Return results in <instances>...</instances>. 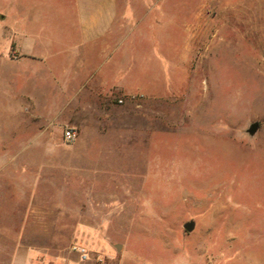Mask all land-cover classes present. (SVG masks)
<instances>
[{"label": "rangeland", "instance_id": "1", "mask_svg": "<svg viewBox=\"0 0 264 264\" xmlns=\"http://www.w3.org/2000/svg\"><path fill=\"white\" fill-rule=\"evenodd\" d=\"M103 1L125 32L99 41L128 39L122 82L149 94L102 96L89 161L63 132L99 49L51 40ZM0 264H264V0H0Z\"/></svg>", "mask_w": 264, "mask_h": 264}, {"label": "crops", "instance_id": "2", "mask_svg": "<svg viewBox=\"0 0 264 264\" xmlns=\"http://www.w3.org/2000/svg\"><path fill=\"white\" fill-rule=\"evenodd\" d=\"M115 17L116 13L113 7L107 6V3L105 1L94 3V6L86 9V13L83 14L82 23H75L70 25L75 32L82 36V39L73 42L68 41L65 38L60 39L55 37L51 40L52 42L59 41L64 46L66 45V49L56 52V55H63L68 53L71 57L75 56L74 58H77L78 51L82 50V48L86 46L90 45L99 49L97 53L99 62L94 63L89 59L83 61L82 63H80L79 69L76 70V76L68 78L72 80V83H70V85L75 86L74 92L76 94L82 93L84 90L87 92V94L92 95L94 100L88 105V107L83 108L84 114H80L83 116H78L77 120L73 121L71 124L73 127H76L80 130V136L78 139H76L77 143L80 144L78 155L75 156L78 159H88L89 161H91V159L88 158L89 145L93 142L109 139L106 138L105 135L100 134V129L104 126V124L109 126L110 121L113 120L108 118L107 122H101L103 115L107 116L108 113L106 112L107 109H105V107L100 103L103 95L109 97V93L113 94L115 91L120 92V94H123L125 97L132 94H149V92L144 90H130L122 82V79L125 80L135 70L134 68L129 67V64H133L135 61V53L129 56L127 64L122 65L123 47L126 45L128 39L124 40V36L121 35L120 39L111 42H105L103 45L99 41L102 40V38L108 36V33L114 26L119 31L125 32V25L123 23H116L114 21ZM56 38L58 40H55ZM37 42L39 43L38 39ZM129 45L134 46L133 44ZM45 55L49 60V56L46 53ZM72 62L73 61H71V63ZM110 67H115L120 73L118 79L112 82L107 79V74L109 72L108 69H110ZM87 68L89 70L86 72V74H84L83 77H79L78 74H81ZM59 78H62V76L59 75ZM82 80H85L84 86H80ZM118 100L124 101V97H120ZM132 106V104H129V110H123L124 106H122V109L119 110L114 107L112 108V110L114 111L117 110L118 112L126 113V116H124L125 119L120 118L119 122L115 123L116 125L112 123V129H114L115 131L112 136H114L115 134L131 135L132 130L130 126L132 122L128 117H131L129 115V112H133L134 110ZM98 121L100 123H98ZM68 128L71 127H67V129Z\"/></svg>", "mask_w": 264, "mask_h": 264}, {"label": "built area", "instance_id": "3", "mask_svg": "<svg viewBox=\"0 0 264 264\" xmlns=\"http://www.w3.org/2000/svg\"><path fill=\"white\" fill-rule=\"evenodd\" d=\"M120 104L123 103V100H119L118 101ZM63 136H64V140L67 142V143H73L74 141H76V139L78 138V132L77 130L73 129V128H68L66 129L64 132H63ZM85 253V252H84ZM83 256L85 258L88 257V255L85 253L83 254Z\"/></svg>", "mask_w": 264, "mask_h": 264}, {"label": "water", "instance_id": "4", "mask_svg": "<svg viewBox=\"0 0 264 264\" xmlns=\"http://www.w3.org/2000/svg\"><path fill=\"white\" fill-rule=\"evenodd\" d=\"M260 128V124L258 122L252 124L248 130L249 134L254 136ZM184 228L188 232H192L195 229V223L194 222H188L184 225ZM117 250H121V246H117Z\"/></svg>", "mask_w": 264, "mask_h": 264}]
</instances>
